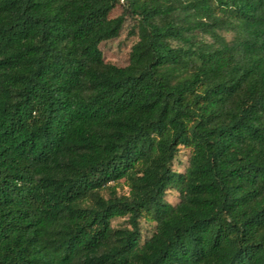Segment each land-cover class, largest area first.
<instances>
[{
    "label": "trees",
    "instance_id": "1",
    "mask_svg": "<svg viewBox=\"0 0 264 264\" xmlns=\"http://www.w3.org/2000/svg\"><path fill=\"white\" fill-rule=\"evenodd\" d=\"M0 264H264V0H0Z\"/></svg>",
    "mask_w": 264,
    "mask_h": 264
},
{
    "label": "rangeland",
    "instance_id": "2",
    "mask_svg": "<svg viewBox=\"0 0 264 264\" xmlns=\"http://www.w3.org/2000/svg\"><path fill=\"white\" fill-rule=\"evenodd\" d=\"M120 12L121 8H118L115 11V13ZM136 24V18L129 16L121 32L120 38L106 41L101 44V49L103 50L105 59L107 61H113L115 63L121 64L128 62L129 52L131 50L132 44L136 40V36L133 35ZM221 32L230 41H234L237 38V34L233 30H222ZM188 157L189 151L182 148L174 162V168L177 171H183L188 166ZM120 192H128V188H120ZM167 199L172 203H177L180 200L179 193L176 190L171 189L167 193ZM113 225L115 227H122L128 225V222L125 218H117L113 221ZM141 227L143 233L142 241H144L146 238L150 237L153 234L156 228V224L142 220Z\"/></svg>",
    "mask_w": 264,
    "mask_h": 264
}]
</instances>
